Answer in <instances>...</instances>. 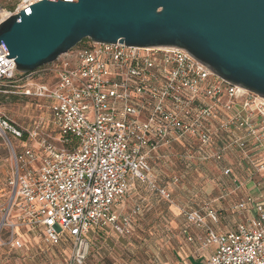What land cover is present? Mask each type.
<instances>
[{
	"label": "built area",
	"instance_id": "obj_1",
	"mask_svg": "<svg viewBox=\"0 0 264 264\" xmlns=\"http://www.w3.org/2000/svg\"><path fill=\"white\" fill-rule=\"evenodd\" d=\"M40 1L0 7V24ZM5 56L0 44V93L29 98L48 114L26 129L0 118L12 159L0 239L8 229L12 248L22 247L14 230L26 228L47 245H69V264H83L92 230L130 234L129 217L119 209L134 185L170 199L153 169L173 146L182 147L188 166L195 160L215 165L233 185L230 159L238 154L249 179L264 184V99L222 80L181 48L87 39L24 75ZM232 210L243 217L224 234L213 228L221 217L215 210L180 213L205 230L202 249L215 245L205 264H264V201L248 196ZM132 213L140 214L139 206Z\"/></svg>",
	"mask_w": 264,
	"mask_h": 264
},
{
	"label": "water",
	"instance_id": "obj_2",
	"mask_svg": "<svg viewBox=\"0 0 264 264\" xmlns=\"http://www.w3.org/2000/svg\"><path fill=\"white\" fill-rule=\"evenodd\" d=\"M85 39L181 48L264 99V0H43L0 24L5 58L23 75Z\"/></svg>",
	"mask_w": 264,
	"mask_h": 264
},
{
	"label": "rangeland",
	"instance_id": "obj_3",
	"mask_svg": "<svg viewBox=\"0 0 264 264\" xmlns=\"http://www.w3.org/2000/svg\"><path fill=\"white\" fill-rule=\"evenodd\" d=\"M20 0H0V7L13 10ZM40 117L46 120L48 114L29 98L15 94L0 93V118L22 129L32 127ZM16 153L18 150H15ZM182 147L173 146L162 153L155 161L157 185L166 188L169 200H161L156 193L140 187L126 201L131 207L135 202L143 204L141 215L133 220V231L125 237L107 231L103 238L93 240L88 256L83 264H160L169 256L177 243L171 227L172 208L180 213L181 209L206 206L216 209L227 208L228 189L234 185L230 177H224L212 168H205L195 161L188 166L183 157ZM238 156V154H236ZM12 173V159L5 140L0 136V222L3 210L8 204V181ZM172 177L178 183L171 181ZM220 198V199H218ZM229 199V198H228ZM235 201V200H234ZM230 200L229 203L234 202ZM235 202L230 205V210ZM236 214V213H234ZM0 264H69L71 249L69 245L53 247L32 237L24 238V247L14 249L6 243L9 230H1ZM24 235L26 231L20 230Z\"/></svg>",
	"mask_w": 264,
	"mask_h": 264
},
{
	"label": "crops",
	"instance_id": "obj_4",
	"mask_svg": "<svg viewBox=\"0 0 264 264\" xmlns=\"http://www.w3.org/2000/svg\"><path fill=\"white\" fill-rule=\"evenodd\" d=\"M242 156H234L233 158L230 159L231 163L233 164L232 166V174L231 176L237 179L238 184L232 186L231 189H228L229 192L227 193L226 197H220L222 200L227 199L226 202H228V207L227 208H219L217 207L214 209L213 207H208L206 206L205 200L201 203L200 206H196L193 208H186L187 210H192V211H200L204 212L205 209H210V210H215L219 213H221V217L219 218L218 222L213 225L214 230L217 233L224 234L227 233L229 230L233 229L234 227L237 226V224L242 220L243 214H234L235 212H232L229 208L232 203H239L242 202L246 197L252 196L255 199H259L264 201V184L257 185V178H251L252 180L249 179V169L247 164H245L242 161ZM204 165V164H203ZM206 168H212L215 171L220 172L218 168L215 165H204ZM154 175L157 177V170L154 165ZM231 178V177H230ZM140 187L144 186H139V185H134V188L130 191L128 194L127 198L130 195L135 194V190ZM145 188V187H144ZM157 197H159L156 194ZM218 198V199H220ZM229 198V199H228ZM159 199L165 201L162 197H159ZM230 200H235L234 202L229 203ZM135 206H139L140 212L143 210V204L141 202H135L131 207L127 205V201L123 202L119 209V213H121L124 216L129 217L130 220V226L131 228L133 227L134 223L133 220L135 217L141 215H133L132 211L135 208ZM172 216L173 219L171 221V227L175 232V236L177 239V243L175 246L172 248L169 256L164 260V262L160 264H205L209 260V255L213 252V249L215 248V245H213L211 248L208 249H202L200 246L199 239L204 237L205 235V230L201 228H196L195 226L187 224L181 213L175 212V210L172 208ZM20 230L26 231L24 235L21 234ZM15 238L20 241L21 246L24 247V238L25 237H32L34 240L42 242V238L39 236V234L35 233L34 231H30L29 229L26 228H18L14 230ZM110 231L113 234H116L113 230L111 229H105V230H92L89 236L90 243L92 244V241L99 240L103 238V235L105 232ZM133 231V228L132 230ZM118 235V234H116ZM8 236V235H7ZM119 237H125L127 235H118ZM187 238H190L191 241H188ZM64 245V244H61ZM21 247V248H22ZM14 249H20V248H15Z\"/></svg>",
	"mask_w": 264,
	"mask_h": 264
},
{
	"label": "trees",
	"instance_id": "obj_5",
	"mask_svg": "<svg viewBox=\"0 0 264 264\" xmlns=\"http://www.w3.org/2000/svg\"><path fill=\"white\" fill-rule=\"evenodd\" d=\"M85 41H87V39L81 41L78 45H81V44L85 43Z\"/></svg>",
	"mask_w": 264,
	"mask_h": 264
}]
</instances>
